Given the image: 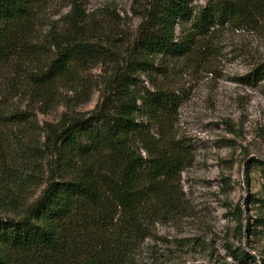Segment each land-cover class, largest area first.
Masks as SVG:
<instances>
[{"label": "rangeland", "instance_id": "rangeland-1", "mask_svg": "<svg viewBox=\"0 0 264 264\" xmlns=\"http://www.w3.org/2000/svg\"><path fill=\"white\" fill-rule=\"evenodd\" d=\"M205 3L195 0L193 6ZM140 22L136 0H43L38 5L34 45L45 43L51 55L50 38L69 35L94 43L107 62L83 72L88 84L84 90L62 87L51 99L28 93L24 67L3 66L1 109L24 114L23 122L8 132L14 150L25 146L26 154H34L33 145L42 147L45 122L57 121L70 109L95 106L111 63L123 58ZM211 40L199 59L166 61L140 76L145 88L156 82L178 97L175 117L165 129L185 153L178 179L163 196L145 202L138 227L89 240L91 249L68 264H253L244 253L257 262L258 254H264V222H259L264 217V164L253 161L264 162V79L251 81L248 76L264 64V13L255 24L215 30ZM139 120L145 122L142 115ZM21 154L17 151L14 156L21 160L16 157L1 171L0 217L22 216L46 184L41 164L47 159L27 161ZM254 199L260 201L249 203ZM256 220L260 233L247 234Z\"/></svg>", "mask_w": 264, "mask_h": 264}, {"label": "trees", "instance_id": "trees-1", "mask_svg": "<svg viewBox=\"0 0 264 264\" xmlns=\"http://www.w3.org/2000/svg\"><path fill=\"white\" fill-rule=\"evenodd\" d=\"M42 1L0 0V72L5 65L24 67L28 93L51 99L62 87L84 90L88 84L83 72L107 60L94 43L69 35L50 38L51 55L45 43L34 45L33 23ZM136 1L141 22L123 58L110 62L97 103L88 111L70 109L57 121L45 122L42 147L32 144L34 154H26L25 146L14 150L10 145L8 132L23 122L24 114H5L0 105V177L7 162L21 160L14 156L17 151L27 161L47 159L41 164L47 177L40 195L19 218L0 217V264H68L91 249L89 240L138 227L139 210L149 198L164 195L186 158L175 138L165 134L178 97L156 82L145 88L141 74L166 61L197 60L211 46L215 30L255 24L264 13V0H206L198 8L195 0ZM77 8L74 4L73 10ZM248 76L251 81L264 79V64ZM257 229L256 220L246 232L255 236ZM258 256L257 262L254 255H243L253 264H264V254Z\"/></svg>", "mask_w": 264, "mask_h": 264}]
</instances>
